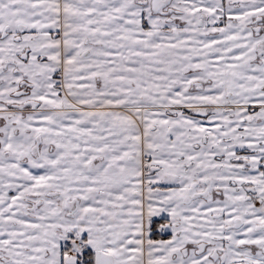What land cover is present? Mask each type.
Listing matches in <instances>:
<instances>
[{"label": "snow or ice", "instance_id": "1", "mask_svg": "<svg viewBox=\"0 0 264 264\" xmlns=\"http://www.w3.org/2000/svg\"><path fill=\"white\" fill-rule=\"evenodd\" d=\"M0 264H264V0H0Z\"/></svg>", "mask_w": 264, "mask_h": 264}]
</instances>
